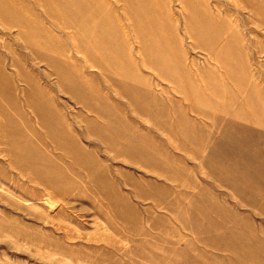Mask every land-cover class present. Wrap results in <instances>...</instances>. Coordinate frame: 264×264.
Wrapping results in <instances>:
<instances>
[{"label":"rangeland","instance_id":"1","mask_svg":"<svg viewBox=\"0 0 264 264\" xmlns=\"http://www.w3.org/2000/svg\"><path fill=\"white\" fill-rule=\"evenodd\" d=\"M0 264H264V0H0Z\"/></svg>","mask_w":264,"mask_h":264}]
</instances>
